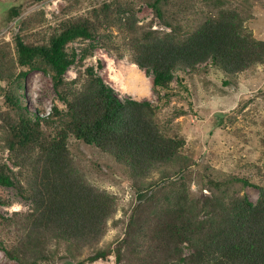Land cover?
<instances>
[{"label":"trees","instance_id":"trees-1","mask_svg":"<svg viewBox=\"0 0 264 264\" xmlns=\"http://www.w3.org/2000/svg\"><path fill=\"white\" fill-rule=\"evenodd\" d=\"M147 3L170 30L147 29L138 23L130 4L110 1L90 14L64 18L36 39L16 33L15 55L8 64L0 57V79L7 80V108L0 111V120L10 152L9 160L0 158V185L16 187L32 202L20 224L22 236L11 248L0 242L18 264H36L37 254L45 253L41 246L48 240L64 243L66 254L76 255L74 247L94 249L80 264L111 253L119 264H133L124 261L128 237L95 248L117 209V199L88 182L76 168L69 146L71 135L115 155L136 177L159 169L165 179L191 165L182 151L183 138L162 128L150 100L122 98L94 66L79 69L75 78L68 79L66 73L72 65L83 66L98 46L107 47L119 56L129 55L152 73L154 91L170 97L178 71L210 61L229 75V82L234 75L264 62V39L256 38L246 27V15L237 7L225 3L192 31L181 33L171 11L172 0ZM20 12L19 6H11L12 17ZM104 21L118 33L103 28ZM77 41L81 46L74 45ZM17 66L25 68L17 71ZM32 69L51 72L54 89L67 110L55 105L50 114L40 115L23 102V81ZM208 176V184L203 185L210 187L209 195L195 202L180 196L166 198L161 209L156 203L147 221L153 225L151 233L158 245L142 257L143 264H264V186L254 202L247 194L228 191L230 184L247 185L249 179ZM153 185L139 188L141 200L130 214L131 229L141 228L136 212L142 208L141 201L150 197L147 191ZM11 222V217L0 213V224Z\"/></svg>","mask_w":264,"mask_h":264},{"label":"rangeland","instance_id":"rangeland-1","mask_svg":"<svg viewBox=\"0 0 264 264\" xmlns=\"http://www.w3.org/2000/svg\"><path fill=\"white\" fill-rule=\"evenodd\" d=\"M110 1L130 4L138 23L147 29H171L155 15L147 0H0V57L8 64L15 55L16 33H23L27 39H36L50 32L64 18L90 14L96 7ZM225 3L245 14L246 27L256 38L264 39V0H172L171 11L178 20L177 30L181 33L192 31L208 13L225 6ZM12 5L20 7L21 12L15 17L10 14ZM103 28L118 33L106 21ZM81 44L80 41L74 42L78 47ZM87 66H94L122 98L150 100L156 107V118L162 128L169 135L183 138L182 151L191 164L184 172H173L165 179H161L159 169H154L148 176L136 177L131 168L115 155L71 135L69 146L76 168L88 182L117 199V209L108 221L106 233L96 243V249L115 245L117 240L128 237L124 261L143 264L142 257L158 245L151 233L153 225L147 221L156 203L161 209L160 204L166 198L177 200L180 196L195 202L209 195L210 187L203 185L208 184V175L221 179L247 178L250 184L237 181L230 184L228 191L247 194L254 202L258 200L260 186H264V62L234 75L229 82H226L229 75L210 61L200 63L194 69L178 71L170 97L163 96L164 91L161 94L154 91L152 73L133 62L129 55L119 56L113 49L98 46L94 54L84 60L83 66L72 65L66 77L75 78L77 70H85ZM24 68L17 66L15 70ZM23 82L22 99L32 112L48 115L55 105L62 111L67 110L66 103L59 99L54 89L50 71L32 69ZM6 88L7 80L0 79V111L7 108ZM2 131L0 120V158L9 160L10 152L5 147ZM151 182L154 185L147 191L150 197L144 199V203L141 201L142 208L136 212L141 228L134 226L131 229L130 214L141 200L139 188ZM31 207L32 202L16 187L0 185V213L12 218L10 225L0 224V242L11 248L14 240L22 236L20 224ZM44 247L45 253L37 254L36 264H80L81 258L95 251L89 247H74L76 255H67L64 243L51 240L41 249ZM185 251L188 253L189 249ZM0 264H18L1 245ZM85 264L119 263L116 254L111 253L95 261H85Z\"/></svg>","mask_w":264,"mask_h":264}]
</instances>
